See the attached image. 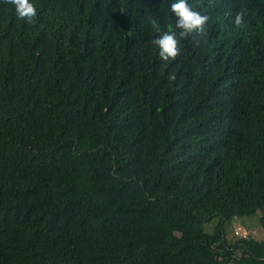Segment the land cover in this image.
Wrapping results in <instances>:
<instances>
[{"label":"trees","instance_id":"trees-1","mask_svg":"<svg viewBox=\"0 0 264 264\" xmlns=\"http://www.w3.org/2000/svg\"><path fill=\"white\" fill-rule=\"evenodd\" d=\"M32 2L0 0V264H264L224 230L264 231V0H187L167 61L169 0Z\"/></svg>","mask_w":264,"mask_h":264},{"label":"clouds","instance_id":"clouds-1","mask_svg":"<svg viewBox=\"0 0 264 264\" xmlns=\"http://www.w3.org/2000/svg\"><path fill=\"white\" fill-rule=\"evenodd\" d=\"M14 14L24 22H31L37 15L36 8L32 0H10ZM168 11L175 17V30L169 27L166 31H161L159 26L153 21L155 35L151 43L156 49V54L162 61H167L177 55V35L180 38L186 37L193 32H198L204 26L208 17L194 10L187 0H169ZM239 22V15L236 18Z\"/></svg>","mask_w":264,"mask_h":264},{"label":"rangeland","instance_id":"rangeland-1","mask_svg":"<svg viewBox=\"0 0 264 264\" xmlns=\"http://www.w3.org/2000/svg\"><path fill=\"white\" fill-rule=\"evenodd\" d=\"M219 222V218L215 217L210 222L206 223L204 226V230L207 234H212L214 226ZM241 226L245 230H247L250 234V237L257 239L258 242H264V231L259 224V213L251 217L245 218H235L230 222H226L224 224L225 236L226 240L230 243L234 242L238 238L234 236L235 228ZM253 233V235H252Z\"/></svg>","mask_w":264,"mask_h":264},{"label":"built area","instance_id":"built-area-1","mask_svg":"<svg viewBox=\"0 0 264 264\" xmlns=\"http://www.w3.org/2000/svg\"><path fill=\"white\" fill-rule=\"evenodd\" d=\"M233 234L237 238H247V237L250 236L251 233H249L247 230H245L244 228H242L241 226H239L238 228H235ZM252 235H253V233H252Z\"/></svg>","mask_w":264,"mask_h":264}]
</instances>
